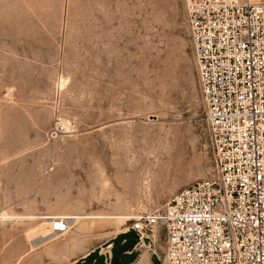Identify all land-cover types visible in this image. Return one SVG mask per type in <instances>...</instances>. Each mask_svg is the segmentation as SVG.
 I'll return each mask as SVG.
<instances>
[{"label": "rangeland", "instance_id": "obj_1", "mask_svg": "<svg viewBox=\"0 0 264 264\" xmlns=\"http://www.w3.org/2000/svg\"><path fill=\"white\" fill-rule=\"evenodd\" d=\"M212 174L183 0H0V212L138 216ZM42 222L0 224V264ZM72 222L19 264H112L132 243L120 264H159L133 232Z\"/></svg>", "mask_w": 264, "mask_h": 264}, {"label": "built area", "instance_id": "obj_2", "mask_svg": "<svg viewBox=\"0 0 264 264\" xmlns=\"http://www.w3.org/2000/svg\"><path fill=\"white\" fill-rule=\"evenodd\" d=\"M183 5L213 174L127 232L159 264H264V0ZM51 222L62 234L71 219Z\"/></svg>", "mask_w": 264, "mask_h": 264}, {"label": "bare ground", "instance_id": "obj_3", "mask_svg": "<svg viewBox=\"0 0 264 264\" xmlns=\"http://www.w3.org/2000/svg\"><path fill=\"white\" fill-rule=\"evenodd\" d=\"M59 81H60V83H58L59 84V86H61L62 87V85H63V79L62 78H60L59 79ZM10 91V90H9ZM10 95V94H9ZM62 125H63V122H60ZM56 129H57V127H56ZM71 136V135H70ZM69 136V137H70ZM128 162V161H127ZM130 163V162H129ZM131 164V163H130ZM3 165V164H2ZM129 166H131V165H129ZM135 167V166H134ZM139 167V166H138ZM137 167V168H138ZM51 168V167H50ZM130 168V167H129ZM118 169L119 170H123L122 169V167L121 166H118ZM133 170H134V168H133ZM136 170V169H135ZM135 170H134V172H135ZM55 171V170H54ZM124 171V170H123ZM50 172V171H49ZM97 172V171H96ZM95 172V173H96ZM127 172V171H126ZM133 172V171H132ZM133 172V173H134ZM137 172V171H136ZM135 172V173H136ZM104 173V172H103ZM132 173V174H133ZM128 174V173H127ZM97 175V174H96ZM100 175V174H99ZM103 175V174H102ZM26 177V176H25ZM119 177V176H118ZM29 178H31V177H29ZM100 178V177H99ZM105 178V177H104ZM108 178V177H107ZM90 179V178H89ZM110 179V178H109ZM119 179V178H118ZM122 179V178H121ZM101 180H103V179H101ZM100 180V181H101ZM106 180V179H105ZM122 181V180H121ZM95 182V181H94ZM126 182V181H125ZM101 183V182H100ZM105 183V182H104ZM103 183V184H104ZM101 186V185H100ZM103 186V185H102ZM104 186H107V185H104ZM108 188V187H107ZM4 189V188H3ZM90 189V188H89ZM106 189V188H105ZM6 190V189H5ZM101 190V189H100ZM1 191V190H0ZM133 191V190H132ZM89 192V191H88ZM95 193V192H94ZM86 194V193H85ZM8 195V194H7ZM33 195V194H32ZM81 195H83V194H81ZM78 196V195H77ZM7 197V196H6ZM89 197H90V195H89ZM8 198V197H7ZM78 198V197H77ZM93 198V197H92ZM79 199V198H78ZM94 199V198H93ZM124 199V198H123ZM83 201V200H82ZM134 201V200H133ZM32 202V201H31ZM81 202V201H80ZM125 202V201H124ZM135 202V201H134ZM45 204V203H44ZM138 204V203H137ZM8 205H9V203H8ZM29 205H30V203H29ZM71 205H73V204H71ZM77 205V204H76ZM123 205V204H122ZM130 205V204H129ZM119 206V205H118ZM20 207V206H19ZM122 207V206H121ZM26 208V207H25ZM24 208V209H25ZM63 208V207H62ZM67 208H69V207H67ZM119 207H117V209H118ZM71 209V208H70ZM4 210V209H3ZM66 210V209H65ZM80 210V209H79ZM28 213V212H27ZM35 213V212H34ZM33 213V214H34ZM37 213V212H36ZM64 213V212H63ZM63 213H61V214H63ZM26 214V213H25ZM29 214V213H28ZM40 216V215H39ZM58 217H60V216H58ZM64 217V216H63ZM62 217V218H63ZM136 217H138V216H133V215H124V214H95V215H88V216H81V215H76V214H73V215H68L67 216V218H69V219H71L73 222H72V224L73 225H75V224H78V223H81L82 224V222H85V221H90L91 223H94V222H112V223H114V225H115V231H114V236H117V235H119V234H122V233H126L127 232V230H128V228H126L125 226H126V222H131L134 218H136ZM54 218H56L55 216L54 217H44V218H38V217H36V216H34V215H29V216H26V217H23V216H15V215H9V214H7L6 212H0V224L1 225H4V224H6V223H9V224H13V223H16V222H18V221H21V220H28V221H37V219H42L43 220V222L40 224V225H38V226H35V227H33V228H30L27 232H26V239H28V241L30 242V244H31V246H30V250H28L29 252L28 253H22V254H20L19 256H18V260H17V263L16 264H19L21 261H23V259L24 258H28V256L30 255V253L31 252H33L34 250H36L37 248V246L38 245H40L41 243H43L45 240L47 241V240H51V239H53V238H55V237H57L58 235H61V234H50L51 232H50V230H51V227H52V222H51V219H54ZM61 218V217H60ZM81 221V222H80ZM86 225V224H85ZM90 225V224H89ZM92 225V224H91ZM46 226H48L49 227V229H46ZM7 227V226H6ZM114 227V226H113ZM71 228V227H70ZM70 228H68V230L66 231V232H64V233H62V235L63 234H66L69 230H70ZM80 228H82L81 226H80ZM4 230V229H3ZM78 231L80 230V231H82L81 229H77ZM9 234V233H8ZM11 234V233H10ZM14 234V233H13ZM12 234V235H13ZM49 234L51 235V236H49ZM24 235V234H23ZM9 239V238H8ZM13 241V240H12ZM52 241V240H51ZM22 247V246H21ZM17 248V247H16ZM59 248V247H58ZM4 250V249H3ZM109 250V249H108ZM19 252V251H18ZM38 252V251H37ZM36 253V252H35ZM33 256V255H32ZM88 256V254H86L85 256H84V258L85 257H87ZM26 260V259H25ZM28 260V259H27ZM26 260V261H27ZM149 260V259H148ZM148 260H147V258H146V256H142V258H139L138 260H136L134 263H132V264H149V262H148ZM35 261V260H34ZM38 261V260H37ZM28 262V261H27ZM29 263H31L30 261H29Z\"/></svg>", "mask_w": 264, "mask_h": 264}, {"label": "water", "instance_id": "obj_4", "mask_svg": "<svg viewBox=\"0 0 264 264\" xmlns=\"http://www.w3.org/2000/svg\"><path fill=\"white\" fill-rule=\"evenodd\" d=\"M133 239H137V236L133 233ZM134 247V243L128 245L125 249L120 250L117 255L114 257L112 264H117L120 260V256L128 252L131 248Z\"/></svg>", "mask_w": 264, "mask_h": 264}, {"label": "trees", "instance_id": "obj_5", "mask_svg": "<svg viewBox=\"0 0 264 264\" xmlns=\"http://www.w3.org/2000/svg\"><path fill=\"white\" fill-rule=\"evenodd\" d=\"M131 233H132V232H131V231H129V232H128V233H126L125 235H127V234H130V235H131ZM132 236H133V235H132ZM91 256H92V255H89V256H88V258H89V257H91ZM115 256H116V255H115ZM115 256H114V257H115ZM114 257H113V259H114ZM112 262H113V260H112ZM119 262H120V260H119ZM119 262H118L117 264H120ZM130 263H131V262H128V263H123V264H130Z\"/></svg>", "mask_w": 264, "mask_h": 264}, {"label": "crops", "instance_id": "obj_6", "mask_svg": "<svg viewBox=\"0 0 264 264\" xmlns=\"http://www.w3.org/2000/svg\"><path fill=\"white\" fill-rule=\"evenodd\" d=\"M132 264V263H131Z\"/></svg>", "mask_w": 264, "mask_h": 264}]
</instances>
